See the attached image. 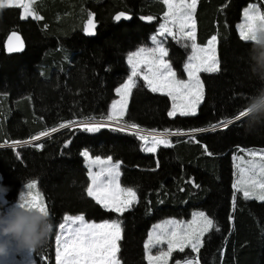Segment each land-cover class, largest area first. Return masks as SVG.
<instances>
[{"label":"trees","instance_id":"obj_1","mask_svg":"<svg viewBox=\"0 0 264 264\" xmlns=\"http://www.w3.org/2000/svg\"><path fill=\"white\" fill-rule=\"evenodd\" d=\"M250 4L264 13V0H198L196 43L204 47L217 36L220 70L200 73L203 99L196 115L169 117L170 98L151 92L137 78L121 123L145 131L190 132L257 106L264 99V41H244L238 30ZM33 7L42 19H21L17 8L0 10V184L10 189L3 193L5 203L0 201V219L21 187L36 181L53 230L32 255L34 264H56L55 236L66 214H83L96 223L121 221V264H148L144 245L151 226L167 218L189 221L201 211L215 227L203 236L199 253L173 251L168 264L197 256L200 264H264V201L245 199L233 187V157L264 149V106L224 130L195 139L170 138L172 146H160L155 154L142 151L137 136L105 128L95 134L66 129L35 144L11 147L61 122L106 116L115 89L129 75L128 54L149 42L167 11L163 0H36ZM119 12L131 20L115 21ZM89 14L98 24L93 37L83 32ZM147 16L154 19H141ZM12 32L20 36L23 49L7 53ZM191 44L163 39L166 60L178 78L185 76ZM85 149L92 157L120 162L121 187L133 188L139 198L131 210L110 212L87 196L89 178L80 154ZM46 225L37 222L38 230Z\"/></svg>","mask_w":264,"mask_h":264},{"label":"snow or ice","instance_id":"obj_2","mask_svg":"<svg viewBox=\"0 0 264 264\" xmlns=\"http://www.w3.org/2000/svg\"><path fill=\"white\" fill-rule=\"evenodd\" d=\"M36 0H0V10L6 8L21 9V19H42L33 5ZM167 6L164 13V23L160 24L157 35L150 37L153 47H140L136 51L130 52L127 56V63L131 68V74L127 79L115 89L119 100L113 101L111 110L101 119L89 117L79 121H65L58 126L47 131H42L38 135L30 138L29 141H14L13 147L21 144H29L32 141L40 140L42 137L51 135L62 128L78 127L81 131L89 134L99 133L101 129L109 128L116 132L132 130L131 134L137 136L142 141V151L155 153L160 146L171 147L168 135H190L195 132L208 130H224L229 125L244 118L246 112L241 110L231 119L222 120L210 129H192L186 133L180 130L176 132L156 133L155 130L149 133L143 132L139 125L121 124L123 116L127 110L128 98L132 90L137 86V77H142L147 88L153 93H162L172 98L173 104L168 112L169 117L194 116L203 99V85L199 78L200 72L214 73L220 70L219 60L216 55L217 36L213 35L205 47H200L196 43V24L194 13L198 0H163ZM244 23L239 25L240 38L244 41H253L255 44L261 42L264 36V13L258 6L249 5L244 10ZM119 22L130 17L124 13H117L114 18ZM142 20L151 22L152 16L141 17ZM96 24L93 14H89L87 25L84 29L89 36L95 35ZM175 29V31H174ZM171 36L173 39H184L191 41L192 55L184 65L188 80L177 79L176 72L171 63L165 59L168 50L158 37ZM23 49V42L16 32H12L7 41V51L9 53L18 52ZM181 100L178 105L177 99ZM195 139V137H192ZM71 141H66L64 147L67 148ZM42 149L43 145H36ZM205 152L208 155L212 153ZM81 156L88 167V178L90 183L86 188V194L97 205L104 210L123 215L131 210L132 206L139 202L137 192L131 188L121 187L120 162H113L112 157L102 159L97 156L93 158L87 149L83 150ZM251 160L248 161L249 173L247 178L237 181L233 187L237 192H242L245 199H257L264 201V150L261 152L250 151L248 153ZM259 157V163L256 158ZM101 165L99 171H94V166ZM158 165V161H157ZM194 187H199L194 181H189ZM27 194H21L17 206L29 210H37L45 217H49V210L44 199L39 192L33 195L32 190L37 188V182L31 181L26 185ZM235 206V195L233 196V207ZM215 227L213 219L203 211L193 214L192 221L181 227L180 222L175 220L165 221L163 224L154 226L148 234L147 242L144 245L148 264H168L174 250L184 252L186 248H191L192 252L199 253L203 246V236ZM218 231L219 229L216 228ZM123 229L121 221L112 220L103 223L88 222L83 214L65 215L63 222L58 225L56 241V264H121L118 253L120 251L118 242L122 239ZM167 241V251L158 255L151 254V248L157 244ZM176 264H181L177 261ZM183 264H200L199 257L187 259Z\"/></svg>","mask_w":264,"mask_h":264},{"label":"rangeland","instance_id":"obj_3","mask_svg":"<svg viewBox=\"0 0 264 264\" xmlns=\"http://www.w3.org/2000/svg\"><path fill=\"white\" fill-rule=\"evenodd\" d=\"M22 11V10H21ZM31 18V17H29ZM164 20H165V17L163 15L162 17V21L160 22V24L164 23ZM159 24V26H160ZM159 26L157 28V31L154 35H157L158 33V29H159ZM175 31V29H174ZM153 36V35H152ZM166 37H171V36H165V37H158V39L163 43V39L166 38ZM154 45H152L151 43V40H149L148 43H146L145 45L141 46V47H153ZM205 47V46H204ZM140 48V47H139ZM137 50V49H136ZM135 50V51H136ZM192 55V54H191ZM190 55V56H191ZM189 56V57H190ZM166 59V57H165ZM128 64V63H127ZM186 64V63H185ZM184 64V65H185ZM129 66V65H128ZM129 70H130V73L129 75L131 74V68L129 66ZM183 70H184V78L181 79V78H178L177 79H181V80H185L187 81L188 80V75H187V72L185 71L184 67H183ZM202 73V72H200ZM200 73L198 74L199 75V78H200ZM203 73H208V72H203ZM177 76V75H176ZM137 78H140L142 79V77H137ZM143 80V79H142ZM162 94V93H160ZM169 97V96H168ZM170 100H171V106H170V109L169 111L171 110L172 108V104H173V100L171 97H169ZM120 97L117 95V99L116 100H119ZM115 101V100H114ZM128 101H129V98H128ZM202 102V101H201ZM200 102V104H201ZM176 103L179 105L181 103V100L178 98L176 100ZM128 104V103H127ZM199 104V105H200ZM199 107V106H198ZM111 110V109H110ZM122 124V123H121ZM75 129V128H74ZM145 132V130H144ZM151 132V131H150ZM157 132V131H155ZM125 133H128V132H125ZM148 133V132H147ZM157 133H165V132H157ZM129 134H131V132H129ZM168 139H170V137H167ZM143 143V142H142ZM16 147V146H15ZM261 150H264V149H259V148H253V149H247L245 151H243L241 153V155H236L233 157V162H234V176H235V183H237V181H241L243 182V180H245L248 176V172H247V169L249 167V164H248V161L252 159V157H250L248 155V153L250 151H255V152H261ZM83 158V157H82ZM95 158V157H93ZM83 161H84V165L87 169V175H88V167H87V164L83 158ZM256 162L259 163V157L256 158ZM100 167H102L101 165H96L94 166V171H99L100 170ZM31 182V181H30ZM29 183V182H28ZM26 183L25 185H23L19 191V194H18V197H17V200L15 203L11 204V205H7L6 206V214L0 219V247H3L6 249V252L4 255L0 256V264H34V261H33V256L30 252H28L26 249H24L23 247H21L18 243V241L12 236V235H5L4 234V229L15 219L16 217V213L18 212V210L21 208V207H18L17 204H18V201H19V197L21 196V194H27L28 190L26 188V185L28 184ZM89 183H90V180H89ZM235 191H237L235 189ZM33 192V195L36 194V192H39V189L38 187L36 189H33L32 190ZM242 193V192H241ZM42 195V194H41ZM243 195V194H242ZM43 197V196H42ZM251 200H256V201H260V200H257V199H251ZM0 201L2 203H5L4 201V195L3 193H0ZM118 214V213H117ZM193 219V218H192ZM192 219H190L189 221H184V220H178V219H174V218H167V219H164L162 221H159L155 224H153L148 232V234L153 230L154 226L158 225V224H163L165 221H168V220H175L177 222H180L181 224V227L183 228L184 226H186L187 224H189ZM87 221V220H86ZM88 222H92V221H88ZM105 222V221H104ZM96 223V222H94ZM99 223H103V222H99ZM148 234H147V238H146V241L145 243L147 242V239H148ZM55 247H56V241H55ZM191 250V248H189ZM166 252L167 251V241H163L162 243L160 244H157L155 246H153L151 248V254L152 255H158L160 252ZM176 251V250H174ZM179 251V250H177ZM56 253V251H55ZM145 258H146V251H145ZM169 260H170V257L168 259V263H169ZM147 261V259H146ZM148 263V261H147ZM183 264V263H181Z\"/></svg>","mask_w":264,"mask_h":264},{"label":"clouds","instance_id":"obj_4","mask_svg":"<svg viewBox=\"0 0 264 264\" xmlns=\"http://www.w3.org/2000/svg\"><path fill=\"white\" fill-rule=\"evenodd\" d=\"M261 41H264V36L261 37ZM8 191L10 189L7 186L0 184V193L6 194ZM40 220L47 221V225L42 231L37 228V222ZM52 230L53 225L49 217H45L35 209L20 208L15 219L3 231L5 235H12L21 247L34 256L38 250L44 247ZM5 252L6 249L0 247V256L4 255Z\"/></svg>","mask_w":264,"mask_h":264},{"label":"water","instance_id":"obj_5","mask_svg":"<svg viewBox=\"0 0 264 264\" xmlns=\"http://www.w3.org/2000/svg\"><path fill=\"white\" fill-rule=\"evenodd\" d=\"M129 16V15H128ZM130 17V19H127L126 21H130L131 20V16H129ZM89 19V18H88ZM122 20H124V19H122ZM88 21V20H87ZM87 21H86V23H85V26H84V29H85V27H86V25H87ZM94 21H95V18H94ZM95 24H96V29H95V33H96V30H97V27H98V24H97V22L95 21ZM84 29H83V32H84V35L85 36H87V37H93V36H95V35H92V36H89V35H87L86 33H85V31H84ZM7 41H8V39H7ZM5 51L7 52V53H9L8 51H7V42H6V45H5ZM262 106H264V99L257 105V106H254V107H252L249 111H247L246 112V115L244 116V118L245 117H247V116H249V115H251V114H253V113H255L258 109H260ZM242 120V119H241ZM240 121V120H239ZM236 122H238V121H236ZM235 122V123H236ZM234 124V123H233ZM232 125V124H231ZM230 126V125H229ZM74 128H78V127H74ZM74 128H71V129H74ZM66 129H69V128H62V129H59V131H57V132H60V131H63V130H66ZM105 129H109V128H105ZM208 129H210V128H208ZM219 130V129H218ZM144 131V130H143ZM216 131V130H215ZM57 132H54V133H51V135H49V136H46V137H42L40 140H37V141H32L31 143H29V144H21V145H18V146H28V145H31V144H35V143H37V142H40V141H42L43 139H46V138H48V137H50V136H52V135H54L55 133H57ZM125 132H131L130 130H128V131H125ZM145 132H150V131H145ZM207 132H213L212 130H208V131H202V132H195V133H191L190 135H168L169 137H171V138H173V137H178V138H181V137H185V136H193V135H198V134H202V133H207ZM186 133H188V132H186ZM1 148V147H0Z\"/></svg>","mask_w":264,"mask_h":264},{"label":"crops","instance_id":"obj_6","mask_svg":"<svg viewBox=\"0 0 264 264\" xmlns=\"http://www.w3.org/2000/svg\"><path fill=\"white\" fill-rule=\"evenodd\" d=\"M250 5H255V4H250ZM248 6H249V5H248ZM248 6H247L246 8H248ZM256 6H257V5H256ZM246 8H245V9H246ZM245 9H244V10H245ZM244 10H243V13H244ZM241 24H242V22H240V23L238 24V26L241 25ZM238 30H239V27H238ZM239 33H240V32H239ZM206 45H207V44H206ZM206 45H205V46H206ZM187 62H188V59L186 60L185 63H187ZM129 73H130V70H129ZM128 76H129V75H128ZM115 94H116V92H115ZM116 99H117V94H116V98H115L114 100H116ZM114 100H113V101H114ZM113 101H112V103H113ZM112 103H111L110 106H109V111H110V109H111V105H112ZM109 111H108V112H109ZM146 153H149V152H146ZM155 153H156V152H155ZM155 153H152V154H155ZM195 213H197V212H195ZM193 214H194V213H193ZM193 214H192L191 219L193 218ZM55 251H56V247H55Z\"/></svg>","mask_w":264,"mask_h":264},{"label":"bare ground","instance_id":"obj_7","mask_svg":"<svg viewBox=\"0 0 264 264\" xmlns=\"http://www.w3.org/2000/svg\"><path fill=\"white\" fill-rule=\"evenodd\" d=\"M130 131L132 132V130H130ZM145 133H147V132H144V131H143L141 134H145ZM148 133H149V132H148ZM156 133H157V132H156Z\"/></svg>","mask_w":264,"mask_h":264},{"label":"built area","instance_id":"obj_8","mask_svg":"<svg viewBox=\"0 0 264 264\" xmlns=\"http://www.w3.org/2000/svg\"><path fill=\"white\" fill-rule=\"evenodd\" d=\"M244 23V18H243V22H242V24Z\"/></svg>","mask_w":264,"mask_h":264}]
</instances>
